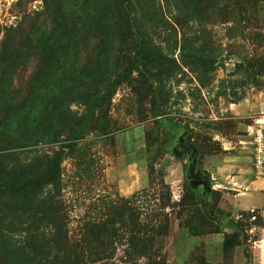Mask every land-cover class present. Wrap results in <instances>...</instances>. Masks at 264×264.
<instances>
[{
	"label": "rangeland",
	"instance_id": "1",
	"mask_svg": "<svg viewBox=\"0 0 264 264\" xmlns=\"http://www.w3.org/2000/svg\"><path fill=\"white\" fill-rule=\"evenodd\" d=\"M115 2L0 0V264H263L264 0Z\"/></svg>",
	"mask_w": 264,
	"mask_h": 264
},
{
	"label": "crops",
	"instance_id": "2",
	"mask_svg": "<svg viewBox=\"0 0 264 264\" xmlns=\"http://www.w3.org/2000/svg\"><path fill=\"white\" fill-rule=\"evenodd\" d=\"M260 113H264V107L260 111ZM225 162L226 160L220 163L219 176L220 174L227 173L228 170L229 171L231 170V172L234 173L230 178L231 179L230 184L233 185L231 186L232 188H230V190H232L233 193L236 192V195H234L232 201L236 205L235 206L236 208L234 209H236L237 212H241V213L256 212L260 215L263 221V225L260 226L261 229H259L260 237L258 238V246L260 247V251L262 252L261 254L263 257L264 255V176L257 175L254 166L251 167L250 159L244 162L242 159L238 158L234 162H232L231 165H227L229 163H225ZM221 164H223V166H221Z\"/></svg>",
	"mask_w": 264,
	"mask_h": 264
},
{
	"label": "trees",
	"instance_id": "3",
	"mask_svg": "<svg viewBox=\"0 0 264 264\" xmlns=\"http://www.w3.org/2000/svg\"><path fill=\"white\" fill-rule=\"evenodd\" d=\"M94 3H95V8L97 9V11L102 15L106 10V7L108 5V2H114V4L116 3L115 0H101V3L100 1H95L93 0ZM117 2H120L121 4H123L125 2V0H116ZM97 4L99 6H97ZM104 16V15H103ZM94 21H97L99 22L106 30L105 33L108 34V32H110V28L113 26L112 25V20H108L107 18L105 17H101L99 19H95ZM83 25V24H82ZM126 27H127V24H126ZM105 33H100L101 36L99 37L101 40H102V36L103 35H106ZM143 48H141L142 50ZM50 51V50H49ZM57 52L56 48H51V51L49 53V59L50 57L53 56L55 57V53ZM138 57L139 58H144V56L138 54ZM148 58V59H147ZM145 59V62L146 61H149V59H153L155 61H161L162 58H160L159 56H153V58H150V57H146ZM60 158V155H56L54 158H53V166H52V170L49 174H45V175H42V176H39V177H36V178H33V179H30V180H25L22 184L20 185H14L12 186L10 189H1L0 188V192L3 193H13L15 194V198H19L20 200H24L26 198V194H28V191L32 188H36V187H39L42 183H44L45 181H48V180H52L53 178V173L54 171L56 170L57 168V164H58V161Z\"/></svg>",
	"mask_w": 264,
	"mask_h": 264
},
{
	"label": "built area",
	"instance_id": "4",
	"mask_svg": "<svg viewBox=\"0 0 264 264\" xmlns=\"http://www.w3.org/2000/svg\"><path fill=\"white\" fill-rule=\"evenodd\" d=\"M254 168L257 172V175L264 176V139L257 136L254 139Z\"/></svg>",
	"mask_w": 264,
	"mask_h": 264
}]
</instances>
